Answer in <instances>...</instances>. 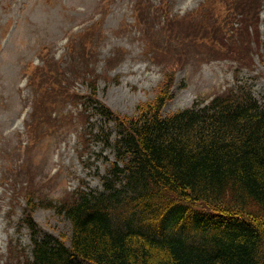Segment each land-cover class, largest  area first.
I'll list each match as a JSON object with an SVG mask.
<instances>
[{
  "label": "trees",
  "instance_id": "obj_1",
  "mask_svg": "<svg viewBox=\"0 0 264 264\" xmlns=\"http://www.w3.org/2000/svg\"><path fill=\"white\" fill-rule=\"evenodd\" d=\"M262 1L204 0L184 16L164 20L144 18L143 0L133 10L146 23L152 20L144 30L145 23L136 19L152 61L157 53L169 55L173 47L204 40L207 57L224 58L226 49L227 59L247 67L250 55L231 51L227 37L217 38L215 31L229 37L257 32ZM192 16L206 17L209 35L203 26L187 32L184 25ZM46 62L52 64L34 67L29 76L32 92L38 72L56 78L54 71L61 70L58 61ZM87 69H62L56 80L64 94L48 89L50 110L44 112L51 114L64 102L77 107L75 118H58L72 124L80 117L83 133L93 140L104 133L96 121L111 124L103 146L112 150L114 161L100 177L102 190L83 188L67 200L41 203L69 223L67 244L41 232L26 207L20 222L29 230L30 249L16 251L17 264H264V105L239 88L164 115L167 85L126 119L98 101L95 85L87 94L73 91V81ZM36 105L34 99L33 113ZM52 118L57 125L56 115ZM26 203L38 204L34 197Z\"/></svg>",
  "mask_w": 264,
  "mask_h": 264
},
{
  "label": "rangeland",
  "instance_id": "obj_2",
  "mask_svg": "<svg viewBox=\"0 0 264 264\" xmlns=\"http://www.w3.org/2000/svg\"><path fill=\"white\" fill-rule=\"evenodd\" d=\"M136 1L0 0V264H17L16 251L30 249L29 230L20 222L26 207L41 232L67 244L69 223L53 207L41 203L67 200L83 188L102 190L100 177L108 161H114L112 150L103 146L111 124L96 121L104 133L93 140L83 133L80 117L72 124L58 118H75L77 107L64 102L51 109V114L44 112L50 110L48 89L64 94L56 80L61 79L62 69L89 66L90 72L87 69L82 79L73 81V91L87 94L95 85L98 101L126 119L165 92L167 85L164 115L239 88L250 90L264 105V0L257 32L249 29L229 37L215 31L217 38L227 37L231 51L250 55L247 67L227 59L226 49L221 52L224 58L207 57L210 47L204 40L195 46L173 47L176 50L169 55L157 53V60L152 61L144 36L136 30V19L145 23L144 30L152 20L146 23L138 16ZM203 1L143 0L142 16L154 20L184 16ZM205 18L192 16L184 27L188 33L206 27L203 34L207 36L212 29ZM48 60L58 61L61 70L54 71L56 78L38 72L33 78L36 92H32L29 76L34 67L52 64ZM55 115L57 125L52 120ZM29 197L36 199L37 206L29 207Z\"/></svg>",
  "mask_w": 264,
  "mask_h": 264
}]
</instances>
